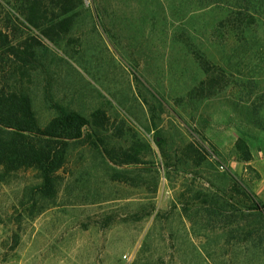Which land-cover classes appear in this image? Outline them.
I'll return each mask as SVG.
<instances>
[{
    "label": "rangeland",
    "instance_id": "1",
    "mask_svg": "<svg viewBox=\"0 0 264 264\" xmlns=\"http://www.w3.org/2000/svg\"><path fill=\"white\" fill-rule=\"evenodd\" d=\"M85 6L71 41L40 37L31 77L0 52V88L26 94L42 126L61 109L85 117L101 109L132 130L122 139L106 132L112 148L134 135L153 152L130 167L136 186L112 180L115 165L81 146L68 153L53 195L33 169L0 178V264H264L261 234L228 241L229 223L197 198L218 195L244 211L264 205V0ZM19 8L0 0V30L15 45L39 37ZM240 12L255 23L238 27ZM197 55L225 76L224 89L204 100L188 96L206 79ZM238 138L251 163L239 160ZM192 143L205 149L201 165L186 151Z\"/></svg>",
    "mask_w": 264,
    "mask_h": 264
},
{
    "label": "trees",
    "instance_id": "2",
    "mask_svg": "<svg viewBox=\"0 0 264 264\" xmlns=\"http://www.w3.org/2000/svg\"><path fill=\"white\" fill-rule=\"evenodd\" d=\"M86 2L87 0H18L19 10L26 23L39 37L30 36L15 45L0 30L1 56L12 62L14 72L20 73L22 77H31L37 61L36 50L43 45L40 37L55 45L71 41L86 11ZM247 18L248 24L252 25L256 21L253 16L241 12L234 17V21L239 27ZM196 60L206 79L188 96L199 100L208 99L218 92V87L224 89L226 84L222 86V81L225 76L218 66L212 65L205 58L197 55ZM106 132H111V138L122 139L127 137V132L132 133V130L124 123H113L101 109L90 117L61 109L58 116L42 126L36 117L32 100L26 94L0 88V178L4 180L18 171L33 169L38 172L44 191L53 195L56 192L58 173L67 164L68 153L73 147L81 146L96 150L108 160V164L115 165L110 174L112 180L133 186L140 185L136 182L137 176H132L136 171L130 167L146 165L143 156L153 152L151 145L133 135L127 148H112L108 137H105ZM158 145L162 147L161 143ZM235 147L241 162L253 161L252 149L246 140L238 138ZM202 150H205L202 145L199 147L194 143L186 147V151L196 155L197 165L205 161ZM153 185L156 191L158 180L155 176ZM235 187L238 188L237 184ZM242 187L246 190L243 184ZM197 198L208 208L212 217H220L229 223L231 229L228 241L239 238L241 241H248L257 233L264 237L263 204H254L244 211L218 195L200 192Z\"/></svg>",
    "mask_w": 264,
    "mask_h": 264
}]
</instances>
